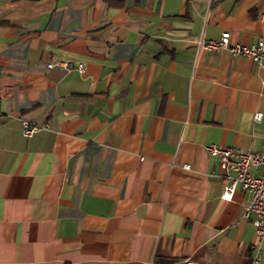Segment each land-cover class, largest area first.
I'll return each mask as SVG.
<instances>
[{
	"label": "crops",
	"instance_id": "1",
	"mask_svg": "<svg viewBox=\"0 0 264 264\" xmlns=\"http://www.w3.org/2000/svg\"><path fill=\"white\" fill-rule=\"evenodd\" d=\"M223 35L264 39V0H0V264L248 263L205 147H264V67Z\"/></svg>",
	"mask_w": 264,
	"mask_h": 264
},
{
	"label": "built area",
	"instance_id": "2",
	"mask_svg": "<svg viewBox=\"0 0 264 264\" xmlns=\"http://www.w3.org/2000/svg\"><path fill=\"white\" fill-rule=\"evenodd\" d=\"M197 45L208 51L227 50L234 56L251 58L259 66L264 67V39L250 45L231 43L227 35L217 40H198ZM47 68L60 67L65 70L84 72V63L52 60L46 64ZM261 118V113L254 115L255 120ZM24 136H31L34 132L43 129V126L20 120ZM207 153L216 157L224 168L223 190L221 198L230 200L236 190H243L249 194V201L245 206L244 217H253L256 243L251 246V253L247 264H264L261 256V246L264 244V171L254 175L251 170L262 168L264 170V147L260 151H245L235 147H219L214 144L205 147ZM184 169H189L185 164ZM180 264H201L190 259L183 260Z\"/></svg>",
	"mask_w": 264,
	"mask_h": 264
}]
</instances>
